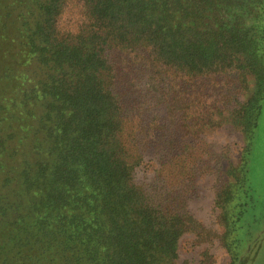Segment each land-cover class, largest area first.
I'll list each match as a JSON object with an SVG mask.
<instances>
[{
    "label": "trees",
    "instance_id": "16d2710c",
    "mask_svg": "<svg viewBox=\"0 0 264 264\" xmlns=\"http://www.w3.org/2000/svg\"><path fill=\"white\" fill-rule=\"evenodd\" d=\"M263 95L264 0H0V264H178L227 127L234 263Z\"/></svg>",
    "mask_w": 264,
    "mask_h": 264
},
{
    "label": "rangeland",
    "instance_id": "374dc122",
    "mask_svg": "<svg viewBox=\"0 0 264 264\" xmlns=\"http://www.w3.org/2000/svg\"><path fill=\"white\" fill-rule=\"evenodd\" d=\"M246 96H239L238 99L245 101ZM226 119H230V116ZM226 126L228 124H224V128ZM205 140L208 144L205 150L210 152L209 166L214 170L205 167V176L196 181L194 179L188 196L191 215L205 229L189 233L179 241L178 264H252L254 259V264H264V95L260 100L247 157L248 193L246 196L238 194L240 201L235 203L239 206V211L246 210L249 215L232 226L235 230L243 222L242 230L233 232L228 239L230 248L235 250L234 263L221 241L224 226L220 221V210L214 206V199L220 182L230 179L227 171L235 168L244 142L241 132H234L228 127L225 130L209 132ZM193 150L195 152L198 147L195 146ZM141 173L143 176L144 173L150 174V171L141 169ZM141 173L136 177H141ZM249 223L252 224L248 231ZM243 260L246 261L242 263Z\"/></svg>",
    "mask_w": 264,
    "mask_h": 264
},
{
    "label": "flooded vegetation",
    "instance_id": "af4514ba",
    "mask_svg": "<svg viewBox=\"0 0 264 264\" xmlns=\"http://www.w3.org/2000/svg\"><path fill=\"white\" fill-rule=\"evenodd\" d=\"M260 249H261V247H260ZM259 252H260V251H259ZM258 254H259V253H258ZM257 257H258V255H257ZM257 257H256V258H257ZM245 261H246V260H245ZM254 261H255V259L252 261V264H254Z\"/></svg>",
    "mask_w": 264,
    "mask_h": 264
}]
</instances>
